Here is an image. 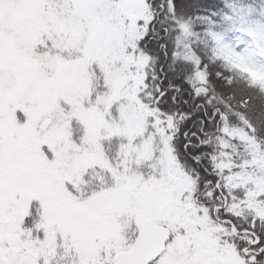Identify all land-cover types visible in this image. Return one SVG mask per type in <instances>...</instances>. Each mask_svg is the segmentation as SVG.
Returning a JSON list of instances; mask_svg holds the SVG:
<instances>
[{
  "label": "snow or ice",
  "instance_id": "snow-or-ice-1",
  "mask_svg": "<svg viewBox=\"0 0 264 264\" xmlns=\"http://www.w3.org/2000/svg\"><path fill=\"white\" fill-rule=\"evenodd\" d=\"M0 264H264V0H0Z\"/></svg>",
  "mask_w": 264,
  "mask_h": 264
}]
</instances>
